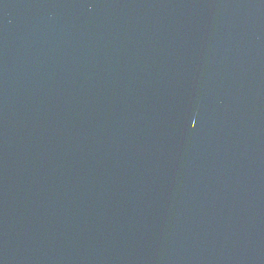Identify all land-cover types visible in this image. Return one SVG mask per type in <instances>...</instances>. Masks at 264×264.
<instances>
[{
  "label": "water",
  "instance_id": "water-1",
  "mask_svg": "<svg viewBox=\"0 0 264 264\" xmlns=\"http://www.w3.org/2000/svg\"><path fill=\"white\" fill-rule=\"evenodd\" d=\"M0 264H264V0H0Z\"/></svg>",
  "mask_w": 264,
  "mask_h": 264
}]
</instances>
